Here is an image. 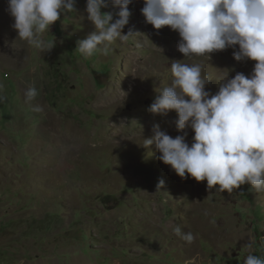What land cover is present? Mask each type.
Wrapping results in <instances>:
<instances>
[{"label": "rangeland", "instance_id": "374dc122", "mask_svg": "<svg viewBox=\"0 0 264 264\" xmlns=\"http://www.w3.org/2000/svg\"><path fill=\"white\" fill-rule=\"evenodd\" d=\"M143 6L144 0L128 6L123 34L134 36L113 43L107 55L84 58L78 42L96 30L86 0H75L74 11L62 12L44 34L55 41L44 53L17 38L7 0H0L6 97L0 103V264H244L249 254L264 258V194L248 184L219 193L218 185L208 189L206 181L182 179L159 160L155 144L142 145L154 124L173 138L184 134L175 111H147L171 82L172 61L201 63L210 95L227 73V79L250 76L255 61H236L238 45L185 59L178 32L154 29ZM118 11L110 3L101 8L113 22ZM29 85L39 91L34 103L41 113L24 103ZM184 131L191 145L194 132ZM66 136L75 151L68 152ZM174 225L191 232L194 242L175 236Z\"/></svg>", "mask_w": 264, "mask_h": 264}, {"label": "clouds", "instance_id": "9594fccd", "mask_svg": "<svg viewBox=\"0 0 264 264\" xmlns=\"http://www.w3.org/2000/svg\"><path fill=\"white\" fill-rule=\"evenodd\" d=\"M132 2L86 0L87 18L96 30L78 42L76 49L84 58L107 55L113 43L134 36L131 31L123 34ZM109 3L119 8L114 22L111 13L101 12ZM74 5L75 0H7L6 11L14 20L11 27L17 38L44 53L55 45V41L44 39V34L62 12H73ZM141 12L154 29L167 26L178 32V51L185 59L209 58L238 45L233 52L236 61H255L250 76L238 72L227 79V73L214 95L205 90L210 79L203 74L201 63L172 61L171 82L157 91L147 111L154 115L175 111L176 128L184 134L173 138L154 124L152 137L143 139L142 145L149 148L155 144L159 160L182 179L206 181L208 189L218 185L219 193L231 194L248 184L257 194H264V0H144ZM4 88L0 82V103L6 99ZM38 95L34 85L23 93L24 103L35 113L43 112V107L34 103ZM189 128L194 132L191 145L184 131ZM163 185L161 179L157 190ZM171 230L183 241L194 242V235L179 225ZM245 247L250 249L252 244ZM244 264H264V258L249 254Z\"/></svg>", "mask_w": 264, "mask_h": 264}, {"label": "bare ground", "instance_id": "6f19581e", "mask_svg": "<svg viewBox=\"0 0 264 264\" xmlns=\"http://www.w3.org/2000/svg\"><path fill=\"white\" fill-rule=\"evenodd\" d=\"M6 12V11H5ZM9 18V17H8ZM4 20V19H3ZM1 21V20H0ZM6 25V24H5ZM3 32V31H2ZM17 42V41H16ZM12 48V47H11ZM13 63V62H12ZM241 63H243L244 65H249L250 63H251V60H244V61H241ZM253 64V63H252ZM252 66H254V65H252ZM253 68V67H252ZM71 130V129H70ZM69 131V130H68ZM55 134V133H54ZM67 135H68V133H67ZM71 136V135H70ZM70 136H66V137H64V139H63V141L66 143V146H67V148H68V152H73V151H75L76 149H73L72 147V141H71V137ZM75 137V136H74ZM74 137H73V139H74ZM72 139V140H73ZM79 141V140H78ZM70 147V148H69Z\"/></svg>", "mask_w": 264, "mask_h": 264}]
</instances>
